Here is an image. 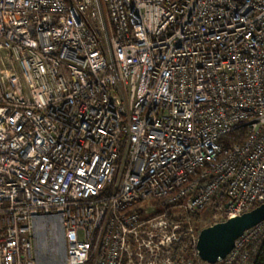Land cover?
Wrapping results in <instances>:
<instances>
[{
	"label": "built area",
	"instance_id": "built-area-1",
	"mask_svg": "<svg viewBox=\"0 0 264 264\" xmlns=\"http://www.w3.org/2000/svg\"><path fill=\"white\" fill-rule=\"evenodd\" d=\"M262 204L264 0H0V264H193L189 216Z\"/></svg>",
	"mask_w": 264,
	"mask_h": 264
},
{
	"label": "water",
	"instance_id": "water-1",
	"mask_svg": "<svg viewBox=\"0 0 264 264\" xmlns=\"http://www.w3.org/2000/svg\"><path fill=\"white\" fill-rule=\"evenodd\" d=\"M262 222H264V204L242 216L228 219L202 230L196 243L199 259L207 264H219L231 254L236 242L246 231Z\"/></svg>",
	"mask_w": 264,
	"mask_h": 264
},
{
	"label": "trees",
	"instance_id": "trees-1",
	"mask_svg": "<svg viewBox=\"0 0 264 264\" xmlns=\"http://www.w3.org/2000/svg\"><path fill=\"white\" fill-rule=\"evenodd\" d=\"M245 134V129L240 127L235 133H233L230 138L235 139L237 136H243ZM147 205L154 208L153 216L166 214L170 220H176L175 217L178 214H181L180 204L175 206H164L162 201L154 200L149 203H144L140 206L146 207ZM141 215H143V210L140 211ZM203 212L196 213L188 218L191 222H198L201 220ZM179 216V215H178ZM174 218V219H173ZM185 216L181 215L178 219H184ZM181 234L183 235L178 246L174 249V257L178 258L180 262L183 261H191L193 264H200L199 257L196 252V245L192 242L191 236L188 235L186 230H181ZM256 264H264V247L260 249L259 255L256 258Z\"/></svg>",
	"mask_w": 264,
	"mask_h": 264
},
{
	"label": "rangeland",
	"instance_id": "rangeland-1",
	"mask_svg": "<svg viewBox=\"0 0 264 264\" xmlns=\"http://www.w3.org/2000/svg\"><path fill=\"white\" fill-rule=\"evenodd\" d=\"M147 210L149 212H152L153 209L150 208V206H147ZM190 217V216H189ZM188 217V218H189ZM187 224L182 223V230H186L189 236H194V239H197L199 236V233L206 229L209 228L215 224L225 222L224 218L221 216H217L216 212L214 211V208H208L203 212L202 218L198 222L190 221L187 219ZM183 236V235H182ZM182 264H187V263H182Z\"/></svg>",
	"mask_w": 264,
	"mask_h": 264
},
{
	"label": "bare ground",
	"instance_id": "bare-ground-1",
	"mask_svg": "<svg viewBox=\"0 0 264 264\" xmlns=\"http://www.w3.org/2000/svg\"><path fill=\"white\" fill-rule=\"evenodd\" d=\"M53 244H55L54 239L51 240ZM56 246L58 247L59 253L62 254L61 247L59 246L58 242L56 243Z\"/></svg>",
	"mask_w": 264,
	"mask_h": 264
}]
</instances>
